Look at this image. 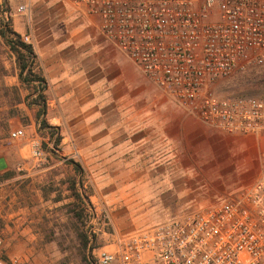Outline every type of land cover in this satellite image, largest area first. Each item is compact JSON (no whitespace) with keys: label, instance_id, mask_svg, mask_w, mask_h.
Instances as JSON below:
<instances>
[{"label":"rangeland","instance_id":"obj_1","mask_svg":"<svg viewBox=\"0 0 264 264\" xmlns=\"http://www.w3.org/2000/svg\"><path fill=\"white\" fill-rule=\"evenodd\" d=\"M20 1L0 0V16L9 20L22 40L29 38L23 41L31 43L38 55L48 82L45 118L58 126L61 141L55 149L46 131H37L36 109L27 106L36 100L37 93L18 81L15 56L0 37V151L17 152L11 170L5 173L10 182L2 184L5 174L0 173L1 258L9 264H97L98 249L111 242L115 233L149 228L175 214L220 202L223 197L207 202L197 197L201 189L208 192L201 183H196L200 188H194L186 197H160L162 192L154 183L136 181L145 172L129 176L131 172L122 171L119 157L117 163L109 159L108 149L121 143L111 137L114 131H121V121L138 107L166 96L100 34L98 22L95 25L92 19L78 14L68 0H32L29 14L16 12ZM92 52L96 54L93 79L101 78L102 83L93 89V101L89 90L83 91L78 100V92H63L59 85L63 70L57 62L63 54L74 60L75 56ZM122 65L129 69L122 70ZM79 69L68 68L70 72ZM216 89L223 96L262 97L264 65L219 80ZM65 93L66 101H61ZM18 128L25 134L13 138L11 132ZM34 138L44 152L42 159L31 154ZM260 150L264 152V147ZM61 157L78 162L82 170L74 171ZM99 162L102 164L93 167ZM72 181L75 187L70 190ZM77 193L82 195L81 203L75 199ZM73 210H83L82 222L76 220ZM6 211L14 217H5ZM77 230L95 234L85 251L76 237Z\"/></svg>","mask_w":264,"mask_h":264},{"label":"built area","instance_id":"obj_2","mask_svg":"<svg viewBox=\"0 0 264 264\" xmlns=\"http://www.w3.org/2000/svg\"><path fill=\"white\" fill-rule=\"evenodd\" d=\"M173 103L227 134L264 135V96H223L219 80L264 65V0H68ZM32 0H21L29 14ZM24 41H29L25 36ZM24 130L11 132L23 137ZM31 154L44 157L37 138ZM258 177L215 205L115 233L97 264H264V152ZM0 264H9L0 256Z\"/></svg>","mask_w":264,"mask_h":264},{"label":"crops","instance_id":"obj_3","mask_svg":"<svg viewBox=\"0 0 264 264\" xmlns=\"http://www.w3.org/2000/svg\"><path fill=\"white\" fill-rule=\"evenodd\" d=\"M74 9L96 25V18ZM93 39L96 41L95 34ZM63 55L57 62L58 68L63 70L59 82L63 92H78L77 99L80 100L82 92L89 90L92 98L93 89L102 83L101 78L93 79V56L96 54L82 53L73 56L74 60L68 54ZM71 66L80 69L70 72ZM120 67L129 69L127 65ZM60 100L66 101V93ZM119 127L121 131H114L111 137L120 139V146L108 149L106 155L114 163L120 158L121 169L131 172L129 176L132 172H145L136 181L154 183L162 192L160 197H186L194 192V188H200L196 183H201L208 192L197 190V197L205 202L216 201L251 183L261 172L263 152L260 153V148L264 147V135L220 134L219 130L187 113L167 96L146 107H138L121 121ZM15 155V150L0 151L3 165L0 173L11 170ZM101 164L95 163L93 167ZM8 178H2V184L10 182ZM5 217L12 219L14 214L6 211Z\"/></svg>","mask_w":264,"mask_h":264},{"label":"trees","instance_id":"obj_4","mask_svg":"<svg viewBox=\"0 0 264 264\" xmlns=\"http://www.w3.org/2000/svg\"><path fill=\"white\" fill-rule=\"evenodd\" d=\"M0 37L3 39L4 43L7 45L9 51L15 56L18 72L17 78L21 84L26 85L29 89H31V93H37V98L34 102L28 103L27 106L29 108H34L35 110V120L37 125V131L40 133H45L49 137V141L52 140L53 148H57L60 144L61 136L58 133V126L51 125L46 120L47 114V100H46V91L48 89V82L45 76L42 73L38 55L31 43L24 42L22 40L21 35L13 30L9 24V20H4L0 16ZM14 115V112L12 113ZM55 138L53 139V137ZM52 153H55L52 151ZM64 163L72 165L74 171L78 172L82 170L81 165L74 161L71 158H64ZM8 173V172H7ZM5 177H9L8 174L4 175ZM79 186H82V182H79ZM75 187V182L72 181L69 185V189L73 190ZM75 199L81 203L82 195L74 194ZM79 206V204L77 203ZM73 215L78 222H82L84 218L83 210H73ZM76 237L78 238L82 251H85L87 244L90 239L95 238V234H87V232H83L77 230ZM81 258L84 262H86V256L82 254Z\"/></svg>","mask_w":264,"mask_h":264}]
</instances>
